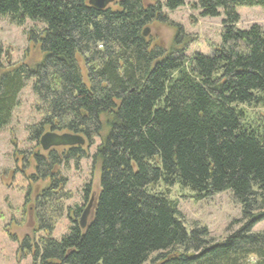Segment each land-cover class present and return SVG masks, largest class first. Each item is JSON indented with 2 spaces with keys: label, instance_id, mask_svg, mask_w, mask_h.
Returning a JSON list of instances; mask_svg holds the SVG:
<instances>
[{
  "label": "trees",
  "instance_id": "trees-1",
  "mask_svg": "<svg viewBox=\"0 0 264 264\" xmlns=\"http://www.w3.org/2000/svg\"><path fill=\"white\" fill-rule=\"evenodd\" d=\"M184 4L120 0L117 9H98L89 0H0V15L13 23L46 25L29 35L43 60L0 75V129L31 80L43 113L24 155L34 169L29 177L49 179L42 190L28 189L42 234L26 236L20 249L34 264H146L152 255L159 264H264V231H253L264 218V116L249 122L244 107H264V27L240 28L237 10L264 0L193 4L202 17L223 14L221 42L210 55L188 56V41L168 52L149 41L146 26L168 22L162 8ZM182 36L179 26L177 44ZM47 126L90 144L101 138L93 216L83 228L76 218L82 208L70 210L73 224L61 239L52 234L71 193L60 169L84 152L44 151ZM177 185L197 199L231 192L242 207L237 227L222 241L205 226L189 229L170 193Z\"/></svg>",
  "mask_w": 264,
  "mask_h": 264
},
{
  "label": "rangeland",
  "instance_id": "rangeland-1",
  "mask_svg": "<svg viewBox=\"0 0 264 264\" xmlns=\"http://www.w3.org/2000/svg\"><path fill=\"white\" fill-rule=\"evenodd\" d=\"M144 1L147 5L156 2ZM160 1L163 4L166 2ZM184 1L183 6L173 11L165 6L162 8L168 22L155 20L146 26L149 41L153 45L163 46L167 52L183 46L188 41V49L185 52L188 56L197 52L212 54L221 42L223 14L217 17H202L200 9L193 7L198 0ZM119 2L120 0H115L109 6L117 9ZM237 10L241 16L238 24L240 28L246 29L255 23L264 27V6H238ZM45 26L44 23L32 20H27L24 25H17L11 21L10 16L0 15V75L14 66H35L43 60L44 52L29 35L32 30L39 32ZM179 26L183 29L181 44L176 43ZM19 98L20 104L14 109L11 121L0 129V264H34L32 254L20 249L26 236L37 237L42 234L36 231L35 212L31 208L32 203L26 198V192L31 185L40 190L49 182V179L34 181L29 177L34 171L33 166L25 164L24 155L28 154L26 151L35 145V142L29 139L30 127L43 118V113L37 108L38 100L33 91V80L27 82ZM244 107L248 111L249 122L255 123L260 119L259 116H264V107ZM47 131H50L49 126L44 133ZM100 143L101 138H96L93 143L85 145V157L77 162L71 161L60 169L66 178V189L71 193V198L65 203L66 208L70 209L57 221L52 234L55 238L61 239L70 231L74 217L70 210L83 206L86 185L90 184L91 193L97 198L101 171L100 164H94L93 156ZM13 171H16L14 177ZM170 193L178 200L179 209L188 228L191 229L195 225L205 226L216 241H222L229 231L237 227L236 224L232 225L234 220L242 218V207L233 200L229 191L197 199L193 191L177 185L171 188ZM92 211L94 212V209ZM253 231H264V218L254 224ZM153 258L155 255H152L146 264H159L154 262Z\"/></svg>",
  "mask_w": 264,
  "mask_h": 264
},
{
  "label": "water",
  "instance_id": "water-1",
  "mask_svg": "<svg viewBox=\"0 0 264 264\" xmlns=\"http://www.w3.org/2000/svg\"><path fill=\"white\" fill-rule=\"evenodd\" d=\"M114 0H89V4L95 6L98 9H104L109 6ZM86 139L76 133L70 132H56L47 131L40 138V144L44 150H49L52 147L57 146H74L78 144H85ZM89 208H87L81 216L80 225L85 228L88 225ZM260 214H256L253 219L260 218Z\"/></svg>",
  "mask_w": 264,
  "mask_h": 264
},
{
  "label": "flooded vegetation",
  "instance_id": "flooded-vegetation-1",
  "mask_svg": "<svg viewBox=\"0 0 264 264\" xmlns=\"http://www.w3.org/2000/svg\"><path fill=\"white\" fill-rule=\"evenodd\" d=\"M115 1V0H114ZM147 30V29H146ZM51 130V129H50ZM44 134V133H43ZM42 134V135H43ZM87 144H90V143H88V141H86L85 142V144H78V145H74V146H57V147H52V148H50L49 150H44V151H48V152H52V151H55V152H57V154L60 156V157H63V156H65V155H68V157L70 156V152L71 153H74V155L76 154V152H77V150H83V152H84V147H85V145H87ZM76 156V155H75ZM73 157L72 159H70L69 160V162H71V161H76L77 162V160H79V159H82L83 157H85V155L83 156V157ZM68 162V163H69ZM67 163V164H68ZM64 165H66V162H64L63 164H62V166H64ZM16 172V171H15ZM14 171H13V177H14V175H16V173H15ZM62 174V173H61ZM66 179V178H65ZM86 187V186H85ZM85 187H84V194H83V206H79V207H81L82 208V212L80 213V215L77 217V218H79V222H80V220H81V216H82V214L84 213V211L87 209V208H89V212H88V216H87V220L89 219V216L93 213V211H92V209H94V207H95V201H96V199H95V197H94V195L90 192L88 195H86L85 194ZM42 189H43V187H42ZM41 189V190H42ZM27 196H28V190H27V192H26V198H27ZM25 204H27V202H25ZM32 208V207H31ZM92 216H93V214H92Z\"/></svg>",
  "mask_w": 264,
  "mask_h": 264
}]
</instances>
